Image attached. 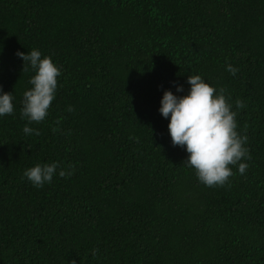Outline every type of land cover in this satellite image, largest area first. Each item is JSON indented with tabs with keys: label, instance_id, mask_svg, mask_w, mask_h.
<instances>
[{
	"label": "trees",
	"instance_id": "trees-1",
	"mask_svg": "<svg viewBox=\"0 0 264 264\" xmlns=\"http://www.w3.org/2000/svg\"><path fill=\"white\" fill-rule=\"evenodd\" d=\"M33 48L61 75L28 124L34 72L16 52ZM189 75L226 89L248 137L224 186L198 180L159 112ZM0 88L15 106L0 117V264H264V0H0ZM53 162L73 174L23 175Z\"/></svg>",
	"mask_w": 264,
	"mask_h": 264
},
{
	"label": "clouds",
	"instance_id": "clouds-1",
	"mask_svg": "<svg viewBox=\"0 0 264 264\" xmlns=\"http://www.w3.org/2000/svg\"><path fill=\"white\" fill-rule=\"evenodd\" d=\"M16 55L24 61L22 72L29 69L34 72L29 80L31 87L22 94L21 118H26L28 124L41 123L48 116L56 98L61 70L51 56L42 55L36 48L27 54L17 51ZM226 70L233 76L238 71L231 64L227 65ZM187 83L191 86L187 95L177 96L170 90L164 91L159 112L169 119L168 129L173 146H186L189 155L184 164L195 170L198 180L208 187L224 186L234 175L232 166H238L241 175L248 168V164L241 162L251 159L249 149L245 147L248 137L237 131V112L229 103L226 89L217 90L200 75H189ZM176 90L182 92L183 87L177 86ZM13 100V93L2 92L0 88V117L13 114ZM235 107L242 109L246 105L236 100ZM68 111H73L71 106ZM55 123L59 124L60 120ZM52 131L56 132L57 128ZM23 132L26 135L40 134L39 130L27 124ZM73 168V165H69V170H65L56 162L37 163L27 168L23 175L35 187L42 188L53 181L57 172L61 178L72 175ZM71 264H76V261L73 260Z\"/></svg>",
	"mask_w": 264,
	"mask_h": 264
}]
</instances>
